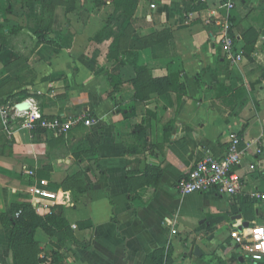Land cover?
Here are the masks:
<instances>
[{
  "label": "crops",
  "instance_id": "0c3cea01",
  "mask_svg": "<svg viewBox=\"0 0 264 264\" xmlns=\"http://www.w3.org/2000/svg\"><path fill=\"white\" fill-rule=\"evenodd\" d=\"M114 2L0 0V107L10 114L0 123V215L32 204L31 188L46 180L60 203L35 214L61 206L68 224L37 227L20 255L34 264H264L229 237L234 225L264 227V0H136L123 31ZM226 35L243 53L238 63L225 57ZM22 103L48 121L93 124L31 131L14 110ZM233 133L246 150L241 190L180 195L178 180L203 156L222 157ZM10 237L0 222V264H14Z\"/></svg>",
  "mask_w": 264,
  "mask_h": 264
},
{
  "label": "built area",
  "instance_id": "2783aa9c",
  "mask_svg": "<svg viewBox=\"0 0 264 264\" xmlns=\"http://www.w3.org/2000/svg\"><path fill=\"white\" fill-rule=\"evenodd\" d=\"M232 9V5L228 6ZM154 9V6H151ZM234 38L226 35L221 40L225 57L231 63H238L243 59L242 51L236 49ZM20 118L29 130L35 128V123L40 122L41 128L53 130L61 134L67 133L76 123L83 120L87 126L93 124V120H86L84 117L69 118L67 121L54 119L48 121L42 119L36 112L18 111ZM9 109L6 106L0 107V123L3 126L9 125ZM246 150L241 149V140L236 133L230 134L225 153L220 158L205 155L198 159L193 167L178 180L175 185L180 195L202 194L212 191L223 196H234L241 190L242 178L238 175L242 159ZM32 174V173H31ZM32 206L34 210L47 209L48 204H58V194L49 188L46 180H40L31 188ZM256 197V196H255ZM62 201V198L60 199ZM60 203V202H59ZM230 239L234 245L251 261L261 263L264 261V227H242L234 225L230 232Z\"/></svg>",
  "mask_w": 264,
  "mask_h": 264
},
{
  "label": "trees",
  "instance_id": "16d2710c",
  "mask_svg": "<svg viewBox=\"0 0 264 264\" xmlns=\"http://www.w3.org/2000/svg\"><path fill=\"white\" fill-rule=\"evenodd\" d=\"M136 5H137L136 0H115L114 2L115 9L117 10L120 9V7H122V11L118 15L119 18L123 21L121 25V31H123L126 28V26L129 24V20L134 13V9ZM117 48H118V39H115L110 47V54L114 53ZM252 51H253V45L247 43L246 46L244 47V55L249 58ZM132 57H133L132 62L135 65L134 68L137 71L138 75L140 74L147 75L146 74L147 72L144 68L136 66V62H135L136 56L133 54ZM165 79L150 80V81L153 82L154 85H160V83L165 81ZM150 81L149 83H151ZM142 87H144V83H142V85L137 83L136 96L138 99H140L144 93V89ZM171 88L177 94L179 95L183 94L184 89L182 86H179L177 84V79L172 82ZM167 131L169 133L170 126L166 127V135H167ZM55 207L56 210H54V213L52 215L45 216L44 218L37 217V215L35 214V210L31 204L15 207L10 213L0 215L1 224L4 227L11 229L10 247L13 253L14 264H34V263H30V261L27 258L22 257V255H20V248L22 246H26L29 248L34 247L33 235L37 227L42 228L43 231H45L48 234H52L56 231H60L68 228V224L63 219L59 211V208L61 206H55ZM161 254H163L161 251H157L156 254L150 256V259L154 261L160 260ZM161 262L162 261H160L159 263L161 264Z\"/></svg>",
  "mask_w": 264,
  "mask_h": 264
},
{
  "label": "rangeland",
  "instance_id": "374dc122",
  "mask_svg": "<svg viewBox=\"0 0 264 264\" xmlns=\"http://www.w3.org/2000/svg\"><path fill=\"white\" fill-rule=\"evenodd\" d=\"M3 135H2V132H1V126H0V150H2L6 144V142L4 141L3 139ZM7 146V145H6Z\"/></svg>",
  "mask_w": 264,
  "mask_h": 264
},
{
  "label": "water",
  "instance_id": "95a60500",
  "mask_svg": "<svg viewBox=\"0 0 264 264\" xmlns=\"http://www.w3.org/2000/svg\"><path fill=\"white\" fill-rule=\"evenodd\" d=\"M17 109H18L19 111L26 110V109H27V104H25V103L19 104V105L17 106Z\"/></svg>",
  "mask_w": 264,
  "mask_h": 264
}]
</instances>
